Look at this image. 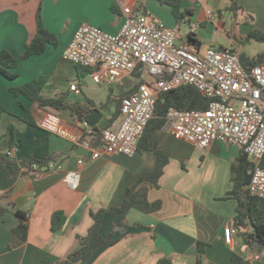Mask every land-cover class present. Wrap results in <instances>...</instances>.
<instances>
[{
  "label": "crops",
  "instance_id": "obj_1",
  "mask_svg": "<svg viewBox=\"0 0 264 264\" xmlns=\"http://www.w3.org/2000/svg\"><path fill=\"white\" fill-rule=\"evenodd\" d=\"M232 1L244 13H252L251 7L263 2L183 0V8L192 12L189 22L199 25L193 36L200 42L197 48L200 52L208 47H237L240 51L231 37L228 44L222 38L227 33L225 13ZM125 2L168 28L176 26L170 8L155 0ZM39 7L42 23L56 37L57 43L46 45L41 55L20 61L10 72L15 75L13 80L0 75V105L5 109L0 112V156L16 162L49 156L55 160L36 177L22 176L12 185L0 169V197L11 189L7 198H0V205L13 202L16 209L28 216L26 240L12 232L18 223L13 213L0 217V264H58L65 260L80 247L78 237L85 236L92 225L90 213L119 206L126 189L136 183L140 174L152 172L157 162L155 154L138 148L132 156L112 154L92 160L91 151L99 144L90 136L91 128L77 121L67 110H41L26 98H16L10 93L12 87L45 77L40 92L43 97L65 94L68 103L89 100L98 110L99 105H105L99 110L102 118L96 125L102 128L104 120L115 110L114 100L120 96V85L128 80L111 85L95 84L91 73L76 70L62 58L82 24L96 26L110 34L118 32L123 16L112 0H0V52L7 51L15 57L22 53L36 33L35 17ZM73 83L78 85L79 94L69 91ZM132 91L133 88L130 93ZM111 103L114 106L110 111ZM25 111L35 126L23 120ZM47 114L58 119L67 136L48 133L37 126ZM120 121L118 117L110 128L117 127ZM9 125L16 131V145L12 148L6 136ZM152 139L168 157V163L158 187L150 183L142 185L147 188V200L159 201L161 208L148 213L135 206L128 212L123 227L115 226L112 216H105L100 233L103 237L111 236V242L87 263L74 264H157L162 259L170 260L171 264H196L198 242L205 245L200 264H231L233 253H239L244 264H264L262 242L258 245L254 238L251 245H244L235 227L233 242L228 245L223 240V229L233 222L236 214L237 202L228 194L232 189L231 166L237 163L240 147L213 142L199 149L176 139L166 126L156 130ZM79 159L83 161L81 166L77 164ZM72 170H80L76 190L68 188L62 180L63 173ZM19 199L20 204H17ZM54 212H62L65 222L52 233L50 219ZM251 230L246 227L240 231L251 233Z\"/></svg>",
  "mask_w": 264,
  "mask_h": 264
},
{
  "label": "built area",
  "instance_id": "obj_2",
  "mask_svg": "<svg viewBox=\"0 0 264 264\" xmlns=\"http://www.w3.org/2000/svg\"><path fill=\"white\" fill-rule=\"evenodd\" d=\"M112 1L123 16L118 32L110 34L82 24L62 53V58L72 65L91 69L95 84L137 81L136 89L121 100L120 123L103 130L90 158L132 156L154 115L159 95L188 85L209 100L208 106L189 111L170 108L167 130L199 149L213 142L240 147L253 164L246 190L250 196L264 200V167L260 166L264 156V61L244 66L237 47H208L200 52L186 42L176 44L175 28L166 27L125 0ZM183 22L189 25L188 35L194 37L198 23ZM69 91L80 93L75 83L69 85ZM37 126L48 133L67 136L52 114L42 117ZM77 164L81 166L83 161L79 159ZM62 180L76 190L80 170L64 172ZM234 234L231 222L223 229L224 243L231 244Z\"/></svg>",
  "mask_w": 264,
  "mask_h": 264
},
{
  "label": "trees",
  "instance_id": "obj_3",
  "mask_svg": "<svg viewBox=\"0 0 264 264\" xmlns=\"http://www.w3.org/2000/svg\"><path fill=\"white\" fill-rule=\"evenodd\" d=\"M160 5H165L170 8L172 17L176 24H180L184 20L189 21V17L192 15L190 10L183 8V0H155ZM235 1H232L227 10L236 12ZM144 13V12H143ZM145 14V13H144ZM36 33L32 40L24 47L22 53L15 57L7 51L0 52V75L8 80H13L15 75L10 72L16 69L19 62L27 60L33 56H38L44 53L45 47L48 44L56 45V37L47 31L42 23L41 9L38 8L36 12ZM189 36V35H187ZM247 41L254 40L256 42L264 43V31H252L246 38ZM241 63L244 66H253L260 64L264 61V52L256 56L254 59H248L244 54H240ZM76 70H81L86 73H91L89 68H81L75 66ZM46 82L45 77H39L32 80L20 87H12L9 89L10 93L14 97H24L32 103H35L41 110H67L72 117L77 121L83 122L84 116L94 109H97L96 105L92 101H86L85 103H68L66 102V95L61 94L58 97L47 98L41 95V90ZM137 83L133 87V91L136 89ZM127 92L122 94L114 100L115 110L111 114L107 123L102 128H91L90 136L94 137L96 145L100 143L102 132L104 129H108L112 124L120 117V103L121 100L128 96ZM110 99H108L109 101ZM209 100L205 98L201 93L192 86H181L168 92H164L159 95L155 111L152 119L147 124L144 134L137 146L139 151H149L156 155L157 162L154 170L148 173H142L138 176L136 183L127 188L123 200L119 206H113L109 209H101L97 212H91L92 225L87 231V234L83 237H78L80 247L71 253L65 260L58 264H74L77 262L87 263L94 254L105 247L111 242V236L103 237L100 233L102 221L105 216H112L114 218V225L123 227L128 212L135 206H139L142 210L148 213L158 211L161 208L159 201L149 202L147 200V188L144 183H150L154 187H158V180L160 179L163 169L168 163V157L158 148L156 141L152 139V134L156 130H161L166 124V114L170 108H174L181 111L189 110H205L208 106ZM99 110H103L105 105H99ZM4 107L0 105V112H4ZM27 124L35 126V123L30 119L29 113L25 111L23 119ZM15 129L12 125L7 127L6 136L8 137L9 147L12 148L16 145ZM55 160L54 157H46L40 160H21L19 162L8 159L6 156H0V169H2L7 177L9 183L12 185L20 177L28 175L36 177L42 170L49 168L50 163ZM33 165L36 169H33ZM253 164L248 157L243 154L240 148V154L237 158L236 165L231 166V182L232 189L229 192V196L236 202L235 217L233 219V225L238 230V237L241 238L244 245H251V241L256 237H260V241L264 244V200L252 197L246 190V185L249 181V170H251ZM260 166L264 167V156L261 160ZM25 169V170H24ZM11 193V189L0 198H7ZM16 205L13 202L6 205H0V217L11 212L18 219V223L12 229L13 234L22 240H26L28 235V216L25 212L16 209ZM65 222V216L62 212H54L50 219V231L52 233L58 231ZM251 227V233L241 232V229ZM197 261L196 264H200V257L203 254V243H197ZM157 264H171L170 260L162 259ZM231 264H244V259L239 253H233L231 257Z\"/></svg>",
  "mask_w": 264,
  "mask_h": 264
},
{
  "label": "rangeland",
  "instance_id": "obj_4",
  "mask_svg": "<svg viewBox=\"0 0 264 264\" xmlns=\"http://www.w3.org/2000/svg\"><path fill=\"white\" fill-rule=\"evenodd\" d=\"M251 8L252 13H244L239 9L236 12L226 10L224 29L227 33L222 35L223 41L226 44L229 43V38L231 37L233 42L240 47V52L250 60L264 52V43L256 42L254 40H246L247 36L252 31H264V0L261 4L256 3ZM175 29L177 36L175 43L179 44L180 42H184V39L189 33L188 23L181 22L180 24H176ZM135 84L136 82L133 80L124 81L120 85V96L129 92ZM113 106L114 104L111 103L109 106L110 111L113 109ZM108 116L109 117L104 120L103 127L110 118V115Z\"/></svg>",
  "mask_w": 264,
  "mask_h": 264
},
{
  "label": "water",
  "instance_id": "obj_5",
  "mask_svg": "<svg viewBox=\"0 0 264 264\" xmlns=\"http://www.w3.org/2000/svg\"><path fill=\"white\" fill-rule=\"evenodd\" d=\"M185 42L188 45L195 47V48H198L200 46V42L195 40L194 37H192V36H187ZM101 118H102V113L98 109H94L84 116L83 122L86 124L87 127L94 128L99 123ZM21 199H22V197H21ZM16 203L20 204V199L16 200ZM254 243L260 245L261 244L260 237L256 236Z\"/></svg>",
  "mask_w": 264,
  "mask_h": 264
}]
</instances>
